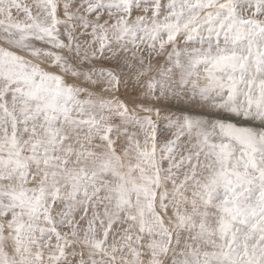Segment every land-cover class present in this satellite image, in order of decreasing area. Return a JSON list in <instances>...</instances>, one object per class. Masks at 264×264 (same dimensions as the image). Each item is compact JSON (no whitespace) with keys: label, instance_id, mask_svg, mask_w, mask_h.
<instances>
[{"label":"snow or ice","instance_id":"6c2138e0","mask_svg":"<svg viewBox=\"0 0 264 264\" xmlns=\"http://www.w3.org/2000/svg\"><path fill=\"white\" fill-rule=\"evenodd\" d=\"M0 264H264V0H0Z\"/></svg>","mask_w":264,"mask_h":264}]
</instances>
